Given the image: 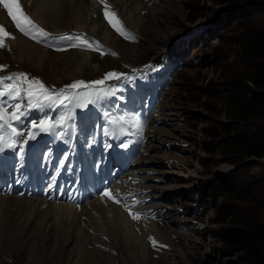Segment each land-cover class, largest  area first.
<instances>
[{
    "label": "rangeland",
    "instance_id": "374dc122",
    "mask_svg": "<svg viewBox=\"0 0 264 264\" xmlns=\"http://www.w3.org/2000/svg\"><path fill=\"white\" fill-rule=\"evenodd\" d=\"M135 1L128 0L121 5L112 1L123 15L122 25L128 38L111 28L102 13L101 21L115 35L112 36L117 40L116 46L104 45L88 31L71 30L72 36L84 34L88 41H98L103 50L81 46L94 54L92 63L97 69L85 70L75 81L66 79L62 84L57 81L55 84L65 87L77 81L94 82L107 70H118L122 76L133 72L142 76L143 72L151 73L154 65L161 64L162 53L170 58L176 45L179 54L190 57L194 64L171 78L162 97L155 101L150 97L152 91L149 93L153 102L150 110L155 107L160 115L157 126L151 127L152 149H148L150 156L145 157L152 159L156 172L152 174L156 178L151 184L159 186L152 194L164 189L163 198L153 204L159 207L166 200L163 204L170 210L165 215L166 221L157 227L163 243H168L171 249L159 254L148 250L147 264H247L237 255L224 256L221 251L235 250L234 244L224 238L231 231L246 233L241 226H264V162L241 157L239 149L264 124L255 120L232 122L226 116L230 108L227 99L234 91L233 82L249 73L250 66L243 60L242 52L246 36L251 31L264 29V11L256 17L250 16L260 10L259 4L244 0H149L151 5L147 0H139L155 10L148 7L142 11L141 30L137 33L126 21L129 12L135 11L131 8ZM99 7L104 8V3L100 2ZM171 9L174 13L168 14ZM242 15L247 17L245 22L236 23ZM63 22H67L65 17ZM59 39L50 35L43 40L54 46ZM32 43L44 59L41 69L30 62L18 61L14 58L17 51L12 49L0 51V63L30 71L54 84L56 65L70 56L58 58L53 49ZM65 43L73 45L71 40L62 44ZM167 64L170 63L167 61ZM130 76L115 82L126 103L132 99L129 85L139 87L138 83L128 80ZM63 237L58 242L51 240L46 246H42L39 238L40 243L28 244L17 255H10L11 249L5 246L7 240L0 238V264H130L134 258L124 243L114 246L113 237L101 240L90 237L85 242L88 258L83 261L86 258L84 238L79 243L80 238L74 234ZM21 247L19 244L15 249L21 250Z\"/></svg>",
    "mask_w": 264,
    "mask_h": 264
},
{
    "label": "bare ground",
    "instance_id": "6f19581e",
    "mask_svg": "<svg viewBox=\"0 0 264 264\" xmlns=\"http://www.w3.org/2000/svg\"><path fill=\"white\" fill-rule=\"evenodd\" d=\"M125 1L127 2L128 0H122L121 3L119 0H115L120 5ZM100 2L101 0H90L88 2L86 0H24L29 14L41 28H48L56 34L71 30H85L100 39L108 47H113L117 40L112 36L114 34L101 21ZM146 3L151 5L149 0ZM149 4L146 5L139 0L132 4L133 7L131 8L135 9V11L134 13L129 12V17L126 21L137 33L141 30L142 18L139 15L142 11L148 7L152 11L155 10ZM167 13L173 14L174 12L171 9ZM64 17L67 22H63ZM0 21L5 22L4 12L1 7ZM8 43L12 50L17 51L14 58L18 61L30 62L38 69L43 67L44 59L42 54L38 52L37 47L33 46L32 42L18 36L15 40H9ZM54 54L58 58L70 56L66 61H61V64L56 65L54 71L57 77L53 80L54 84L56 81L57 84H62L66 79L75 81V79H80V75L85 70L97 69V66L92 63V56L94 55L92 53L71 50L65 54ZM60 76L64 77L60 78ZM148 133L151 134V132ZM151 146L152 141L149 142L147 151L152 149ZM152 163L151 158H141L136 170L145 182V185H143L144 189L154 191L159 186L158 184L155 186L151 184L156 178L152 176V174L156 173ZM159 190L158 193L150 196L157 200L158 198H163L164 189ZM156 205L152 204L151 207L157 209ZM156 227L157 224L155 222L143 221L139 218L134 219L128 216V213L123 212L119 205L109 201L105 205L101 200H96L89 206L78 210L65 205L46 204L36 200L0 197V238L7 240L5 246L11 249L10 255L19 254L28 244L36 246L39 238L42 240V246H46L53 239L58 242L63 235L74 234L75 237L80 238L79 243L84 238L83 244L85 245L86 258L83 261L88 258L86 240L90 237H98L96 240H101L102 237H113L114 246L116 243L117 246L124 243V248L127 247L126 250L132 252L131 254L134 256L132 262L130 257H127L131 262L130 264H147L150 260L148 255L149 238L151 235L158 237V240L163 238ZM26 231L30 232L26 234ZM20 236H23L22 241L19 240ZM19 244H22L21 250L15 249V246ZM13 249L15 250L13 251ZM124 263L127 264L126 262Z\"/></svg>",
    "mask_w": 264,
    "mask_h": 264
},
{
    "label": "snow or ice",
    "instance_id": "6c2138e0",
    "mask_svg": "<svg viewBox=\"0 0 264 264\" xmlns=\"http://www.w3.org/2000/svg\"><path fill=\"white\" fill-rule=\"evenodd\" d=\"M104 3V15L108 19L109 23L113 28H115L118 32L122 35L125 34V31L122 27L121 21L116 17L114 12H110L109 6L104 0H101ZM0 5L7 11L8 16L14 21L15 26L17 29L26 36H29L31 39L36 40L37 42H41L42 39L48 38L51 34L48 33L45 29L41 28L37 25L30 16H28L20 3V0H0ZM15 37L12 36L10 33L6 31V29L0 25V48L5 47V40L6 39H14ZM134 38V37H129ZM62 40H75L77 43H74L73 47H80L84 46L89 49L93 50H101L102 46L99 44L98 41L89 42L88 39L84 34H80L77 36H62L60 37ZM115 55V53H112ZM6 68L4 65H0V71H3ZM122 74L120 73H108L106 74L104 79L97 80L92 82L91 85L86 84L84 81H77L71 85L65 86V89H61L59 92H54L48 89L41 81L38 79L29 80L27 74L21 73L17 76H7V77H0V82L3 80H13L15 79L17 82L12 84H5L4 90L0 91V97L10 96L15 100H23L26 96L27 104L24 105L22 103H15L11 105L14 111L9 112L8 107L0 104V130L6 129L3 135H0V152L4 151L5 147L7 148H17L20 142V139L24 137L25 133L24 130L18 128L16 124L22 123V117L26 115V112L22 109L27 108L31 109L33 107H40L46 103H59L60 105H64L67 101L71 103L74 96L78 95V93H69V90H76L80 88H88L93 86H102L105 84L106 80L109 79H120ZM24 84H27V87H24ZM23 93V95H22ZM108 93L105 89L99 88V90L95 93L96 99H100L101 96H106ZM86 98H90L93 94L88 93L85 94ZM92 102H95L93 100ZM125 117L119 116L112 118L109 120V123L116 124L118 122H124ZM15 122V123H14ZM137 125L139 121L135 122ZM27 128V125H24ZM31 127L35 130L37 127L40 128L42 131H49L54 125H52L50 120H41L39 125L36 122H31ZM36 133L34 131L28 133L27 139L23 140L24 144H27L28 139H34ZM126 146V145H125ZM21 153L23 152V148H20ZM105 196L111 197L112 194L110 192H105ZM114 198V197H113ZM118 202V201H117ZM134 219L139 218L138 213H132ZM152 243L155 246L156 241L152 239Z\"/></svg>",
    "mask_w": 264,
    "mask_h": 264
},
{
    "label": "trees",
    "instance_id": "16d2710c",
    "mask_svg": "<svg viewBox=\"0 0 264 264\" xmlns=\"http://www.w3.org/2000/svg\"><path fill=\"white\" fill-rule=\"evenodd\" d=\"M249 3H258L260 10L255 14L256 17L264 11V0H244ZM261 5V6H260ZM193 10V5L191 6ZM262 9V10H261ZM247 17L244 15L237 17L236 23L245 22ZM242 56L243 60L249 64V73L239 81L233 82V92L229 99L230 107L227 118L237 124L246 123L251 120L260 121L264 124V29L251 31L246 36ZM194 64L190 60V65ZM241 157L264 158V126H260L259 131L248 136L245 142L239 146ZM245 232L235 230L225 236V240L234 244L233 252L221 251L224 256L237 255L242 262L247 264H264V226H241ZM243 230V229H242Z\"/></svg>",
    "mask_w": 264,
    "mask_h": 264
},
{
    "label": "water",
    "instance_id": "95a60500",
    "mask_svg": "<svg viewBox=\"0 0 264 264\" xmlns=\"http://www.w3.org/2000/svg\"><path fill=\"white\" fill-rule=\"evenodd\" d=\"M259 95H264V92H259L258 93ZM250 161H256V162H264V158H260V159H257V158H252Z\"/></svg>",
    "mask_w": 264,
    "mask_h": 264
}]
</instances>
